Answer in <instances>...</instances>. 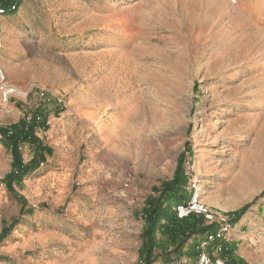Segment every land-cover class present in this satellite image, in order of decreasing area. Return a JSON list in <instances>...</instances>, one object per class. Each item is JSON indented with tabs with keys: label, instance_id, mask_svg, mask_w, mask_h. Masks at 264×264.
I'll use <instances>...</instances> for the list:
<instances>
[{
	"label": "rangeland",
	"instance_id": "rangeland-1",
	"mask_svg": "<svg viewBox=\"0 0 264 264\" xmlns=\"http://www.w3.org/2000/svg\"><path fill=\"white\" fill-rule=\"evenodd\" d=\"M14 7L0 14V72L26 95L0 106V116L13 110L18 123L43 110L49 130L56 110L58 119L76 100L95 117L72 153L99 171L94 182L74 175L67 190L27 189L23 197L14 184V193L6 190L0 169V264H139L147 200L172 179L181 155L185 201L196 194L217 222L231 225L212 255L264 264V0ZM38 92L62 103L44 104ZM45 132L35 136L52 146ZM0 145L12 156L1 135ZM33 150L22 147L23 164ZM217 222L202 226L216 230ZM199 239L192 235L166 264H194Z\"/></svg>",
	"mask_w": 264,
	"mask_h": 264
},
{
	"label": "trees",
	"instance_id": "trees-1",
	"mask_svg": "<svg viewBox=\"0 0 264 264\" xmlns=\"http://www.w3.org/2000/svg\"><path fill=\"white\" fill-rule=\"evenodd\" d=\"M16 1L21 0H0V9L5 13L10 11V8ZM44 104H47L43 102ZM62 109L56 110L55 114L58 115ZM47 113L43 110L31 114L33 118L40 115L42 116L43 123L47 119ZM43 125V124H42ZM34 126L31 124L25 126L20 120L16 125L0 129V135L5 141V146L11 151L12 163L11 170L2 179V184L6 187L9 193H14L13 183H19L22 179L30 175L35 167L39 166L41 162L35 165V157L27 163L23 164L21 161V152L19 147L21 145H30L36 153L40 154L43 151H48L47 147L42 145V142L34 134ZM183 155L178 158L176 170L170 181L162 183L159 190L155 189L158 193L156 198H149L147 200L146 208L144 209L145 222L141 232V246L138 252L139 264H154L157 259H161L164 264L169 263L171 255H175L176 259L180 258V253L186 241L195 234L200 236L197 244L204 240L208 233L215 231V226H202V221L195 217L190 216L186 219L179 220L176 218L174 206L178 203L184 202L186 192L184 190L187 185V178L182 168ZM264 194V192L262 193ZM245 207L236 213L239 218L245 211ZM5 229L2 230L0 239L5 236ZM157 234H161L167 242V245L157 239ZM222 241L212 242L208 246V251L212 254L217 250ZM172 246V249L169 247ZM160 248V254H156V250ZM212 253H211V252ZM195 256V255H194ZM226 263V262H225ZM227 264V263H226Z\"/></svg>",
	"mask_w": 264,
	"mask_h": 264
},
{
	"label": "crops",
	"instance_id": "crops-1",
	"mask_svg": "<svg viewBox=\"0 0 264 264\" xmlns=\"http://www.w3.org/2000/svg\"><path fill=\"white\" fill-rule=\"evenodd\" d=\"M3 18L4 20L8 19L5 16H3ZM25 51L26 50L23 49L21 55ZM47 86L53 87L54 84L50 83ZM79 105L80 103L71 99L68 102V107L60 113L58 119H55L57 116L53 114L54 120L57 121L55 127L44 133L46 134V136H44L45 141H48L52 146H48V151H43L40 154L33 150L31 157H27L26 160H24L25 163H27L35 157V165L39 162L41 163L38 167H35L30 175L25 176L21 182L13 183V187H17L18 190L24 194L23 197H26L27 194H25V192H28L27 189H31V192L34 190L36 193H41L45 187L50 188V191L67 190L72 185L74 175H80L81 182L90 180L94 182L95 176L99 170H97L93 162L90 163L88 160L85 162L83 159L82 165H79L80 157H84V155L81 154L80 156L77 154L75 158V154L72 153L73 150L71 149L72 146L77 145L83 139L82 135L84 136V133L86 132L85 130L87 129V123H89L87 120L95 117L90 110L87 112L81 109ZM17 117L18 115L16 112L12 110L9 116H0V124H3L4 126L16 124L18 121ZM3 146L0 145V169L9 173L12 156L5 155L6 148ZM59 146H63L64 148L58 152H54ZM92 187L93 183L88 189H91Z\"/></svg>",
	"mask_w": 264,
	"mask_h": 264
},
{
	"label": "built area",
	"instance_id": "built-area-1",
	"mask_svg": "<svg viewBox=\"0 0 264 264\" xmlns=\"http://www.w3.org/2000/svg\"><path fill=\"white\" fill-rule=\"evenodd\" d=\"M15 4L11 6L10 9H14ZM4 10L0 9V14H4ZM26 92L20 91V89L15 86L7 83L5 76L0 72V106L5 107L7 102L11 98L17 96L25 97ZM38 97L43 100V102L49 104L54 101L59 105L62 103L59 99L52 98L50 95H47L43 92H38ZM60 106V105H59ZM20 120L27 127L29 125L34 126V134L37 136L38 132H45L50 127L48 117L43 123L42 116L38 115L35 118L28 112H24ZM43 124V125H42ZM26 145H21L19 150L24 148ZM128 185L125 183L124 187ZM174 212L176 218L179 220L186 219L190 216H198L206 224L216 223L218 218L213 213L209 212L197 199V195L194 194L187 201L178 203L174 206ZM217 229L213 233H208L204 240L200 241L195 248L194 264H226L224 260L208 253V246L215 241H223L228 237L231 232V225L226 220L222 219L217 222Z\"/></svg>",
	"mask_w": 264,
	"mask_h": 264
},
{
	"label": "bare ground",
	"instance_id": "bare-ground-1",
	"mask_svg": "<svg viewBox=\"0 0 264 264\" xmlns=\"http://www.w3.org/2000/svg\"><path fill=\"white\" fill-rule=\"evenodd\" d=\"M115 118V117H114ZM116 119V118H115ZM110 123V122H109ZM113 124V123H112ZM116 128V127H115ZM114 129V128H113Z\"/></svg>",
	"mask_w": 264,
	"mask_h": 264
}]
</instances>
